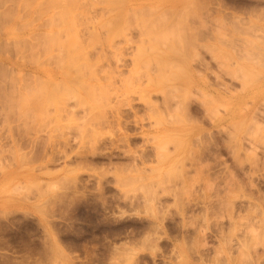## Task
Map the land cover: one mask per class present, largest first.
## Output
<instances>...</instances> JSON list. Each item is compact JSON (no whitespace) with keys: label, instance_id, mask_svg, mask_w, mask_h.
Returning <instances> with one entry per match:
<instances>
[{"label":"rangeland","instance_id":"374dc122","mask_svg":"<svg viewBox=\"0 0 264 264\" xmlns=\"http://www.w3.org/2000/svg\"><path fill=\"white\" fill-rule=\"evenodd\" d=\"M234 248L264 262V0H0V264Z\"/></svg>","mask_w":264,"mask_h":264},{"label":"bare ground","instance_id":"6f19581e","mask_svg":"<svg viewBox=\"0 0 264 264\" xmlns=\"http://www.w3.org/2000/svg\"><path fill=\"white\" fill-rule=\"evenodd\" d=\"M169 29H170V28H169ZM166 30H167V29H166ZM169 31H170V30H169ZM153 32H154V31H153ZM166 32H167V31H166ZM166 32H163V33H166ZM175 33H176V32H175ZM177 33H178V32H177ZM179 33H180V32H179ZM179 33H178V34H179ZM158 34H159V33H158ZM160 34H162V33H160ZM178 34H177V35H178ZM180 34H182V33H180ZM170 35H171V34H170ZM175 35H176V34H175ZM161 36H162V35H160V37H161ZM156 37H157V36H156ZM184 37H186V36L184 35ZM171 38H172V37H171ZM180 38H183V36L181 35ZM156 39L158 40V37H157ZM154 40H155V39H154ZM154 40H153V41H154ZM181 40H182V39H181ZM185 40H186V38H185ZM185 40H184V41H185ZM172 41H173V40H172ZM175 41H176V40H175ZM175 41H174V42H175ZM169 42H170V41H169ZM176 42H178V41H176ZM179 42H180V41H179ZM166 43H167V42H166ZM172 43H173V42H172ZM185 43H186V42H185ZM154 44H157V42L154 43ZM164 44H165V43H164ZM168 44H169V43H168ZM174 44H176V43H174ZM174 44H173V45H174ZM169 45L172 46L171 43H170ZM179 45H180V44H179ZM184 45H186V44H184ZM163 47H165V46H163ZM179 47H181V46H179ZM179 47H178V48H179ZM182 47H183V46H182ZM167 48H168V47H167ZM172 48H173V47H172ZM178 48H177V50H178ZM151 49L154 50V48H151ZM151 49H149V50H151ZM173 49H174V48H173ZM179 49H180V48H179ZM155 50H156V49H155ZM169 50L172 51V49H169ZM184 50H185V49H184ZM157 51H160L161 53H163L161 50H157ZM181 51H182V49H181ZM185 51H186V50H185ZM174 52H175V49H174ZM182 52H183V51H182ZM142 53H143V52H142ZM175 53H176V52H175ZM178 53H179V51H178ZM140 54H141V51H140ZM144 54H145V52H144ZM179 54H180V53H179ZM185 54H186V53H185ZM150 55H151V54H150ZM154 55H156V54H154ZM188 55H189V54H188ZM73 56H74V55H73ZM73 56H72V57H73ZM182 56H183V55H182ZM148 57H149V56H148ZM183 57H184V56H183ZM190 57H192V56L190 55ZM74 58H75V57H74ZM137 58L139 59V57H137ZM71 59H72V58H71ZM72 60H73V59H72ZM153 60H157V59L154 58ZM190 60H191V59H190ZM74 61H75V60H74ZM134 61H136V60H134ZM147 61H148V60H147ZM161 61H162V60H161ZM142 62H145V60L142 61ZM154 62H156V61H154ZM157 62H160L159 59H158ZM160 63H161V62H160ZM162 63H163V61H162ZM164 63H166V64L168 63V64L170 65L171 62H170V63H169V62H164ZM4 65H5V64H4ZM172 65H173V62H172ZM172 65H171V67H172ZM174 65L176 66L177 64L174 63ZM174 65H173V67H174ZM85 66L87 67V65H85ZM88 66H89V65H88ZM163 66L165 67V64H164ZM194 66H195V65H194ZM86 67H85V68H86ZM173 67H172V68H173ZM177 67H179V66L177 65ZM172 68H171V69H172ZM192 68H194V67H192ZM87 69L89 70V71H87V72L89 73V72H90V66L87 67L86 70H87ZM162 69H163V68H162ZM162 69H161V70H162ZM167 69H170V68H167ZM194 69H196V67H195ZM86 70H85V71H86ZM174 70H176V69H174ZM178 70H179V69H178ZM180 70L183 71L181 68H180ZM166 71H168V70H166ZM181 71H180V73H181ZM178 72H179V71H177V73H178ZM186 72H187V71H186ZM85 73H86V72H85ZM160 73L163 74L162 72H160ZM169 73H170V72H169ZM169 73L167 74L168 76H172V75H173L172 72H171L170 74H169ZM197 73H198V72H197ZM171 74H172V75H171ZM174 74H175V73H174ZM183 74H184V73H183ZM183 74L181 73V76H182ZM173 76H174V75H173ZM175 76H176V75H175ZM178 76H179V75H177V77H174V78H178ZM183 76H184V75H183ZM158 77H159V75H158ZM161 77H163L164 79H166V78H165V75H164V76H161ZM51 78H52V77H51ZM159 78H160V77H159ZM172 78H173V77H172ZM205 78H206V77H205ZM166 80H167V79H166ZM205 80H206V79H205ZM167 81H169V80H167ZM171 81H172V80H171ZM199 82H200V81H198V83H199ZM152 83H153V82H152ZM200 83H203V82H200ZM211 85H212V84H210V86H209V84H207L206 82L202 84V86H207V87H206V91H207L208 93H212V92H213V88L211 87ZM166 87H167V86H166ZM171 87H173V86H171ZM171 87H170V85H169V90H168V91H170ZM174 88H175V91H176V87H174ZM174 88H173V89H174ZM178 88H181V87H180V86H177V89H178ZM90 89H91V88H90ZM184 89H186V87H185ZM88 90H89V89H88V87H87V92H88ZM171 90H172V89H171ZM89 92H90V93H89ZM89 92H88V94H91V91H90V90H89ZM161 93H162V92H161ZM93 94H94V93H93ZM162 95H163V94H162ZM91 96H92V95H91ZM149 96H150V95H149ZM175 96H176V97H179V100H181V101H179V100H176V98H175V100L177 101L176 104H175V100H174V98H173V100H172V98L169 99V97L166 98V95L164 94V95L162 96V100H161V98H160V102L158 103L157 109L159 110V107L164 106V110L167 111V110L172 109L173 106H177V107H179L180 105H182V106H180V107H181V108L184 107L183 109H185V114H186V113L188 114L189 111H190V109H191V107H190V106H191V103H190V101H189L190 99H189L188 101H187V100L185 101V99H188L189 97H188V98L186 97L185 99H183V98L181 97V99H180V96H181V95H179V94L177 95V94H176ZM146 97H147V96H146ZM151 98H152V97H151ZM55 99H56V98H55ZM148 99L150 100V98H147V100H148ZM168 100L173 101V106H172V108H169V109H168V107L171 106V101H168ZM183 100H184V101H183ZM48 101H49V100H48ZM178 101H179V102H178ZM182 101H183V102H182ZM146 102H147V101H145L146 106H149V105L151 104V102H150V104L147 105ZM148 102H149V101H148ZM184 102H185V103H184ZM161 103H162V104H161ZM179 103H180V105H179ZM159 104H161V105L159 106ZM177 104H178V105H177ZM186 104H187V105H186ZM184 105H185V106H184ZM180 107H179V108H180ZM162 108H163V107H162ZM175 108H176V107H175ZM179 108H178V109H179ZM170 111H171V110H170ZM174 111H176V110L174 109ZM181 111H182V109H181ZM181 111H179L178 113H180ZM182 112H184V111H182ZM116 114H117V117H119L118 114H120V112H119V113L116 112ZM174 114H175V113H174ZM132 116H133V114H132ZM181 116L183 117V116H185V115H183V114L181 113ZM118 121H119V120H118ZM127 121H130V120H127ZM127 121H126V122H127ZM130 122H131V121H130ZM211 122H212V121H211ZM128 123H129V122H128ZM173 123H174V122H173ZM175 123H179V122H175ZM168 124H169V123L167 122V125H168ZM170 124H171V123H170ZM212 124H213V123H212ZM212 124H211V126H212ZM57 125H58V123H57ZM124 126H125V124H124ZM169 127H170V126H169ZM194 129H196V128L194 127ZM196 131H198V130H196ZM194 134H195V133H194ZM125 137H126V139L129 138V134H126ZM130 137H131V136H130ZM194 137H196V136H194ZM131 138H133V137H131ZM196 138H197V137H196ZM180 139H181V138H180ZM117 140H118V139H117ZM110 143H111V142H110ZM110 145H111V144H110ZM114 145H115V144H114ZM118 146H119V145H118ZM134 156H135V155H134ZM184 158H185V157H184ZM188 158H189V157H188ZM57 249H58V248H57Z\"/></svg>","mask_w":264,"mask_h":264},{"label":"crops","instance_id":"0c3cea01","mask_svg":"<svg viewBox=\"0 0 264 264\" xmlns=\"http://www.w3.org/2000/svg\"><path fill=\"white\" fill-rule=\"evenodd\" d=\"M246 94V92H243L242 93V98L238 101V102H235V100H233V108H237L239 109V105L242 101H243V98H244V95ZM249 253H253L252 251H250ZM229 254V253H228ZM232 254H233V259L231 260V255L229 254L228 255V264H238V262H240L239 260L236 261L235 257H236V249L234 248L233 251H232ZM251 257H254V255H251ZM242 264H256L254 260L248 262V261H244L242 262ZM259 264H264V262H260Z\"/></svg>","mask_w":264,"mask_h":264}]
</instances>
